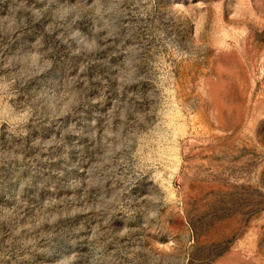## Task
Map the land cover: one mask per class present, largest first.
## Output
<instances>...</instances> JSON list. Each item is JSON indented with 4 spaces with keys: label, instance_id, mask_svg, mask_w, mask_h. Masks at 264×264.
Instances as JSON below:
<instances>
[{
    "label": "rangeland",
    "instance_id": "rangeland-1",
    "mask_svg": "<svg viewBox=\"0 0 264 264\" xmlns=\"http://www.w3.org/2000/svg\"><path fill=\"white\" fill-rule=\"evenodd\" d=\"M0 264H264V0H0Z\"/></svg>",
    "mask_w": 264,
    "mask_h": 264
}]
</instances>
